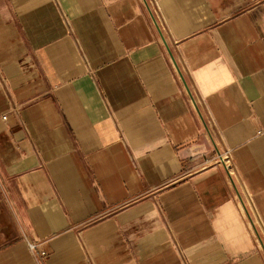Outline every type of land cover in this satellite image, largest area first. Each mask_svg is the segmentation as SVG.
<instances>
[{
	"label": "crops",
	"instance_id": "crops-1",
	"mask_svg": "<svg viewBox=\"0 0 264 264\" xmlns=\"http://www.w3.org/2000/svg\"><path fill=\"white\" fill-rule=\"evenodd\" d=\"M0 264H264V0H0Z\"/></svg>",
	"mask_w": 264,
	"mask_h": 264
},
{
	"label": "built area",
	"instance_id": "built-area-1",
	"mask_svg": "<svg viewBox=\"0 0 264 264\" xmlns=\"http://www.w3.org/2000/svg\"><path fill=\"white\" fill-rule=\"evenodd\" d=\"M220 163L224 164L227 171L230 173V170H231V164H230V155H229V152L226 151L224 152L223 154H220L219 156V160H218ZM30 248L32 250H35L36 249V245L33 244V243H30Z\"/></svg>",
	"mask_w": 264,
	"mask_h": 264
}]
</instances>
